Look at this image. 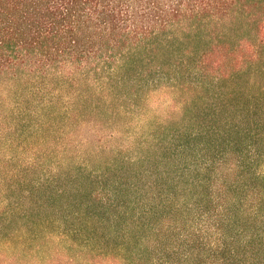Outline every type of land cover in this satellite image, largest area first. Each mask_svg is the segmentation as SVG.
Masks as SVG:
<instances>
[{
    "label": "trees",
    "instance_id": "1",
    "mask_svg": "<svg viewBox=\"0 0 264 264\" xmlns=\"http://www.w3.org/2000/svg\"><path fill=\"white\" fill-rule=\"evenodd\" d=\"M0 80L47 144L0 264H264V0H0Z\"/></svg>",
    "mask_w": 264,
    "mask_h": 264
},
{
    "label": "rangeland",
    "instance_id": "2",
    "mask_svg": "<svg viewBox=\"0 0 264 264\" xmlns=\"http://www.w3.org/2000/svg\"><path fill=\"white\" fill-rule=\"evenodd\" d=\"M43 94L23 80H0V198L19 196L7 189L17 178L3 173L20 170L34 177L46 167Z\"/></svg>",
    "mask_w": 264,
    "mask_h": 264
}]
</instances>
